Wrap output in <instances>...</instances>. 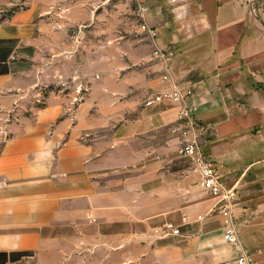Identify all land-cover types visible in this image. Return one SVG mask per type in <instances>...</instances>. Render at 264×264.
<instances>
[{"label": "crops", "instance_id": "obj_1", "mask_svg": "<svg viewBox=\"0 0 264 264\" xmlns=\"http://www.w3.org/2000/svg\"><path fill=\"white\" fill-rule=\"evenodd\" d=\"M17 1L0 0V125L9 134L0 149V264H233L238 252L215 200L170 132L176 108L122 96L165 88L160 63L143 68L135 89L115 88L112 70L84 76L90 93L74 108L46 67L64 32L88 26L94 0H29L13 11ZM145 1L155 45L174 53L171 72L195 85L193 118L205 157L236 190L241 242L264 264V0L255 16L256 0ZM152 56L135 48L126 61ZM166 222L182 235L154 234Z\"/></svg>", "mask_w": 264, "mask_h": 264}, {"label": "built area", "instance_id": "obj_2", "mask_svg": "<svg viewBox=\"0 0 264 264\" xmlns=\"http://www.w3.org/2000/svg\"><path fill=\"white\" fill-rule=\"evenodd\" d=\"M133 1L135 3L137 25L153 42V57L162 66L159 77L161 82L167 85L161 91L149 97L145 104L146 106L163 105L176 108L177 115L170 132L180 139L181 157L189 159L192 162L194 171L199 174V186L215 200L213 211L221 218L224 239L238 252L233 264H255L254 258L246 251L241 242L239 229L236 224L234 215V207L237 202L236 190L223 184L215 166L204 155L200 141L201 133L193 118L195 106L192 98L195 85L191 80L180 81L176 79L169 66V61L174 55L173 51L169 48H159L155 45L158 31L148 23L149 7L147 2L145 0ZM28 3L29 0H18L13 11L24 9ZM261 4V0L252 2L249 6L250 13L254 16L257 15ZM96 78H99V76L97 75ZM57 88L64 95L69 94L72 106L77 108L78 105L87 99L90 93V82L82 79L65 80L61 81ZM41 98V93H37L33 98L34 103L40 104L42 102ZM8 137L9 134L6 132L2 136L1 141H6ZM154 234L160 238L180 237L182 231L180 226L172 222H166L161 228H155Z\"/></svg>", "mask_w": 264, "mask_h": 264}, {"label": "rangeland", "instance_id": "obj_3", "mask_svg": "<svg viewBox=\"0 0 264 264\" xmlns=\"http://www.w3.org/2000/svg\"><path fill=\"white\" fill-rule=\"evenodd\" d=\"M89 7L94 11V16L87 22L88 26L82 29L72 27V29L64 32L63 38L66 43L56 47L60 50V55L48 63L46 74L52 72L59 74L58 81L60 83L65 80H87L83 79L84 76L96 77L99 75L102 78L108 70H112L115 71V74L109 79L115 88L124 85L135 89V83L140 85L144 82L145 78L141 76L143 68L152 62H158V60L152 56V60L148 61L143 58L136 64L126 61L135 48L141 57H147L154 50L151 39L137 25L134 1L94 0ZM65 13L67 10L62 13L60 18H63ZM68 34L72 35V45L68 43ZM117 39H121L119 44L121 47L123 44L125 45L124 58H117ZM140 46L142 47L139 48ZM140 49L142 53L139 52ZM146 76L154 80L157 74L150 70ZM55 90L59 91L58 88ZM154 93L152 87L141 86L136 88L135 92L128 90L122 96L129 102H135L137 105L145 107L146 100ZM0 128L1 149L3 144L1 138L6 133V127L0 125ZM161 227L162 225L156 229Z\"/></svg>", "mask_w": 264, "mask_h": 264}]
</instances>
